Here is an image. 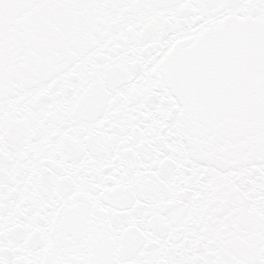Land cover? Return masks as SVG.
<instances>
[{
    "label": "snow or ice",
    "instance_id": "snow-or-ice-1",
    "mask_svg": "<svg viewBox=\"0 0 264 264\" xmlns=\"http://www.w3.org/2000/svg\"><path fill=\"white\" fill-rule=\"evenodd\" d=\"M0 264H264V0H0Z\"/></svg>",
    "mask_w": 264,
    "mask_h": 264
}]
</instances>
